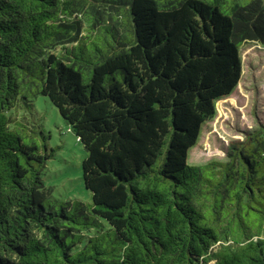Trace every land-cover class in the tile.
<instances>
[{"label":"trees","instance_id":"16d2710c","mask_svg":"<svg viewBox=\"0 0 264 264\" xmlns=\"http://www.w3.org/2000/svg\"><path fill=\"white\" fill-rule=\"evenodd\" d=\"M246 38L264 0H0V264H264V125L188 161ZM37 95L83 146L87 201L44 184Z\"/></svg>","mask_w":264,"mask_h":264},{"label":"rangeland","instance_id":"374dc122","mask_svg":"<svg viewBox=\"0 0 264 264\" xmlns=\"http://www.w3.org/2000/svg\"><path fill=\"white\" fill-rule=\"evenodd\" d=\"M240 54L241 78L231 94L216 101L214 117L203 124L197 144L189 151L191 164L226 160L230 146L243 141L247 132L264 125V41L244 39ZM15 112L12 111L11 116L22 113ZM27 119L21 128L25 137L32 136L31 127L39 125L48 146L56 148L42 171L45 186L51 188L57 199L87 201L89 192L81 177L85 151L57 109L47 98L37 95Z\"/></svg>","mask_w":264,"mask_h":264}]
</instances>
